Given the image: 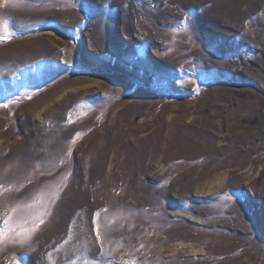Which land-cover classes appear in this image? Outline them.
<instances>
[{"label":"rangeland","instance_id":"1","mask_svg":"<svg viewBox=\"0 0 264 264\" xmlns=\"http://www.w3.org/2000/svg\"><path fill=\"white\" fill-rule=\"evenodd\" d=\"M0 19V103L21 95L0 212L62 188L0 264H264V0H0Z\"/></svg>","mask_w":264,"mask_h":264},{"label":"snow or ice","instance_id":"2","mask_svg":"<svg viewBox=\"0 0 264 264\" xmlns=\"http://www.w3.org/2000/svg\"><path fill=\"white\" fill-rule=\"evenodd\" d=\"M10 21L8 19H0V40L10 39L15 35L14 30L9 29ZM184 27L187 28V22L185 20ZM179 29H173V31H178ZM26 98H31L28 95V90L23 93ZM21 99V95H16L14 98H7L5 103H0V107L8 108L11 104L18 103ZM71 122V117L69 119ZM81 133H77L76 137L70 141V144H75L76 138H78ZM72 147H69L67 150V156H71ZM64 162V158L61 157L60 163ZM70 175V173H69ZM67 179V177H65ZM23 185H19L16 190L22 188ZM12 185L0 184V194L4 192L11 191ZM60 191L62 188L57 187L55 191L51 194L46 193L43 189L34 193L31 200L27 203L16 202L10 207H6L2 212H0V244L4 243H25L31 239V237L38 231L40 226L45 223V219L51 213V205L59 198ZM28 208L34 209L29 216L25 218L18 219L17 213L21 209ZM103 211H107L106 209ZM99 212L96 213L98 217ZM97 238L101 236L100 226L97 224L96 229ZM75 264V262H73ZM85 264H89L88 261ZM128 264H137L136 261H129Z\"/></svg>","mask_w":264,"mask_h":264},{"label":"bare ground","instance_id":"3","mask_svg":"<svg viewBox=\"0 0 264 264\" xmlns=\"http://www.w3.org/2000/svg\"><path fill=\"white\" fill-rule=\"evenodd\" d=\"M36 106H39V105L36 104ZM37 117H39V114H37Z\"/></svg>","mask_w":264,"mask_h":264}]
</instances>
